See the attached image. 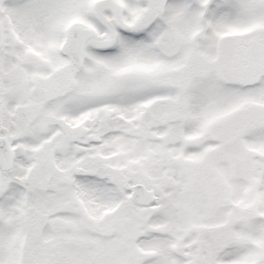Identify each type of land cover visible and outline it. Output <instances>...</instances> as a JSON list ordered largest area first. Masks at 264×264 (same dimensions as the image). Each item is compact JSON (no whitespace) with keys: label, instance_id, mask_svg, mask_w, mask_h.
I'll use <instances>...</instances> for the list:
<instances>
[{"label":"snow or ice","instance_id":"6c2138e0","mask_svg":"<svg viewBox=\"0 0 264 264\" xmlns=\"http://www.w3.org/2000/svg\"><path fill=\"white\" fill-rule=\"evenodd\" d=\"M0 264H264V0H0Z\"/></svg>","mask_w":264,"mask_h":264}]
</instances>
